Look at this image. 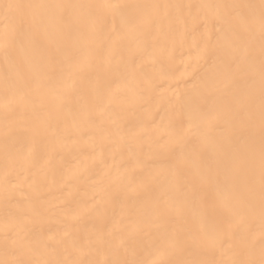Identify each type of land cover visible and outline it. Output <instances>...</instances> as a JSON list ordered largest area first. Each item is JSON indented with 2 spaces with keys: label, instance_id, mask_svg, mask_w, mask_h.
Segmentation results:
<instances>
[{
  "label": "bare ground",
  "instance_id": "1",
  "mask_svg": "<svg viewBox=\"0 0 264 264\" xmlns=\"http://www.w3.org/2000/svg\"><path fill=\"white\" fill-rule=\"evenodd\" d=\"M233 4L259 0H0V262H259L260 32Z\"/></svg>",
  "mask_w": 264,
  "mask_h": 264
},
{
  "label": "snow or ice",
  "instance_id": "2",
  "mask_svg": "<svg viewBox=\"0 0 264 264\" xmlns=\"http://www.w3.org/2000/svg\"><path fill=\"white\" fill-rule=\"evenodd\" d=\"M8 9H23L25 7L27 8H33V9H56L58 11V14L61 19H63L65 13H69V10L76 7L74 5H66V4H36V5H22V4H8L6 5ZM112 7H119V6H112ZM135 7H145V8H153V9H159L164 8L167 9L171 7L170 5H145V6H135ZM218 8L223 9H231L232 14L237 17H242L244 20L247 31L249 32V35L251 36L253 34V31L255 29V26L258 22L259 24V32H260V69H259V82H260V132H261V143H260V167H259V207H260V214L262 222H264V0H259V4H246V5H217ZM241 9H247L246 15H243L241 13ZM258 10V15H257ZM70 15V13H69ZM224 16L217 17V21H223ZM154 23V17L153 16H144L139 19V26L140 27H148L151 26ZM223 29H221V32ZM237 55L235 57V70L239 71L241 67V59H247L248 56L251 54V47H247L244 49H236L235 50ZM247 81L249 83L250 87H253L255 84V72L252 68H249L247 71ZM251 99V97H249ZM248 119L252 118V113H247ZM219 117L212 116L211 113H209L208 116V129L209 132L213 129V121L218 120ZM189 131H191V126L189 127ZM249 191L254 193L255 191V177L252 178L250 181V187ZM247 207L249 210H254V203L250 199L247 202ZM260 252H261V259L259 262L253 261V260H247V261H232L231 264H264V232H262V238L260 241ZM0 264H7V262H0ZM14 264H24L23 261H16ZM35 264H49L47 261H37Z\"/></svg>",
  "mask_w": 264,
  "mask_h": 264
}]
</instances>
